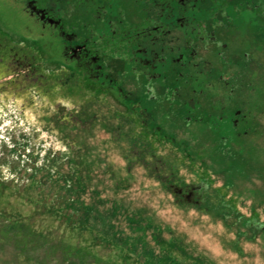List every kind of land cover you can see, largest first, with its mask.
Here are the masks:
<instances>
[{"label": "rangeland", "instance_id": "rangeland-1", "mask_svg": "<svg viewBox=\"0 0 264 264\" xmlns=\"http://www.w3.org/2000/svg\"><path fill=\"white\" fill-rule=\"evenodd\" d=\"M77 260L264 264V0H0V264Z\"/></svg>", "mask_w": 264, "mask_h": 264}, {"label": "flooded vegetation", "instance_id": "flooded-vegetation-1", "mask_svg": "<svg viewBox=\"0 0 264 264\" xmlns=\"http://www.w3.org/2000/svg\"><path fill=\"white\" fill-rule=\"evenodd\" d=\"M182 4L183 5L185 4V0H182ZM178 10H180V12L178 13V15L176 17L174 15L173 11L169 10V12H167L165 14L164 21L163 20H160V21L156 20V21H152L151 22L150 20L146 19L147 20L146 24H144L143 26H141L138 29V31L136 33L138 35L137 48L136 49L138 50L140 55H139V57H137V64H138V67H139L138 72L140 73V76H142L143 78L146 77L147 79H149L150 76H151L150 75V70H151L150 67H152L151 66V62H150L151 60L150 61L147 60L146 57L144 56V53H146V46H148L147 44L148 43H154V42L162 41V39H164V36L170 31L171 26H177V25L183 26V25H185L187 27L188 26L190 27L191 32L189 33V37L191 36L193 39H189L188 42L184 43V47L190 48V52H192V53L194 52L195 53V46H194L193 42L194 41L200 42V40H195V36H194V34L197 32V27L194 24V22H190L191 19L184 14V8H183L182 5H180ZM217 23H219V22H217ZM215 26L219 27V24H216ZM213 30L215 31V29H213ZM209 39H210L209 37H206V39L203 40V42L207 44V45H202L205 49H209L210 44L208 45V43H207V41H209ZM218 41H219V43L222 44V47H224V46L226 47V45L224 43H222L220 41V39H218ZM218 41H212L213 43L211 42L213 47L216 48V44L215 43L218 42ZM78 43H81V42H78ZM78 43L77 44H73V45H74V47H79V50H80V49L83 48L82 45H81L82 43L81 44H78ZM84 50H85V52H88L87 49H84ZM219 53H221V52L219 51ZM92 54L98 55V57L96 56L97 59L93 63L96 67H98L96 72L99 75L103 74L104 76H106L105 75V71L103 69V65H102L103 63L100 60L102 57L99 56V53L96 52V51H94V53H92ZM179 61L181 63L180 65H182V66L185 65L184 62L182 61V59H180ZM153 74H155V73H153ZM153 74H152L153 78L158 76V75L156 76V75H153ZM104 76H103V78H104ZM142 111H143V109H142Z\"/></svg>", "mask_w": 264, "mask_h": 264}, {"label": "trees", "instance_id": "trees-1", "mask_svg": "<svg viewBox=\"0 0 264 264\" xmlns=\"http://www.w3.org/2000/svg\"><path fill=\"white\" fill-rule=\"evenodd\" d=\"M145 19H147V18L145 17ZM77 263H78V264H81V261H80V260H77Z\"/></svg>", "mask_w": 264, "mask_h": 264}]
</instances>
